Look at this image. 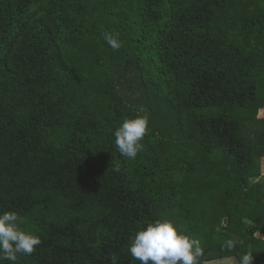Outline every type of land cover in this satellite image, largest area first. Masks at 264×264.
Returning <instances> with one entry per match:
<instances>
[{
    "label": "trees",
    "instance_id": "obj_1",
    "mask_svg": "<svg viewBox=\"0 0 264 264\" xmlns=\"http://www.w3.org/2000/svg\"><path fill=\"white\" fill-rule=\"evenodd\" d=\"M264 0H0V264H264Z\"/></svg>",
    "mask_w": 264,
    "mask_h": 264
},
{
    "label": "rangeland",
    "instance_id": "obj_2",
    "mask_svg": "<svg viewBox=\"0 0 264 264\" xmlns=\"http://www.w3.org/2000/svg\"><path fill=\"white\" fill-rule=\"evenodd\" d=\"M260 169H261V172L264 173V156L261 158ZM226 264H231V263L226 262Z\"/></svg>",
    "mask_w": 264,
    "mask_h": 264
}]
</instances>
